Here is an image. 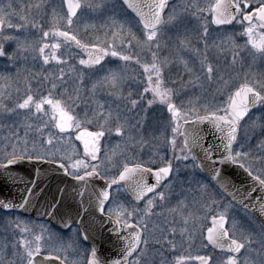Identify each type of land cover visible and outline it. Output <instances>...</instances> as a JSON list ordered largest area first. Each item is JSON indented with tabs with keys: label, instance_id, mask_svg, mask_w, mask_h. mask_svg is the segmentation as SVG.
<instances>
[{
	"label": "snow or ice",
	"instance_id": "obj_1",
	"mask_svg": "<svg viewBox=\"0 0 264 264\" xmlns=\"http://www.w3.org/2000/svg\"><path fill=\"white\" fill-rule=\"evenodd\" d=\"M66 5V11L60 15L53 9L52 23L48 31H43L44 38H52L56 43L51 45L42 43L38 46L39 54L43 55L46 48L51 47L52 56L44 55V62L48 63L49 59H55L58 63H67L61 60L60 56L55 53L62 48L66 49L68 55H72L73 47L80 49L88 54L87 59H79V64L85 66L86 69H93L95 66L103 68L102 61L105 57H117L124 61L125 64L135 62L143 68L146 76V86L143 92L139 94L138 99H132L131 93L127 99L131 108H135L138 104L145 100V94L151 93V98L146 100L145 111L152 106L159 104L166 107L170 116L171 140L170 143L175 151L177 146V137H183V142L179 147L180 155L176 156L177 160H191V166L203 170L204 163L201 162L196 150L199 149L203 153V160L207 161L211 167L210 180L216 183L221 193L231 197V202L240 204L245 210L251 207L258 210L264 215V141L259 145L260 154H254L251 150H234V144L239 143L238 135L243 124L251 120V127L255 129L259 127L264 131V116L252 120L251 113L257 107H264V76L260 78H249L247 74L237 82L231 79L225 80L222 76L219 78L221 82L220 90H227V100L222 106L209 108L204 106L203 114L195 105L185 108L183 103L178 105L175 102L176 92L173 88L167 86L165 79V71L170 63L167 57H161L160 51L167 47V42L162 39L164 29L167 25L178 23L179 13L173 8L168 9V0H99L98 3H91L90 0H63ZM11 8V4L7 5ZM40 7V5H36ZM85 8L89 10L108 9L113 14L109 17V29L111 31V42H109L108 34L101 39L96 36L94 39H84L73 31V26L80 12ZM117 8L122 9L127 15L123 19H119ZM195 9V13L203 15L205 11L211 13V20L216 25H233L239 23L243 29L241 35L246 36L247 40L244 47L251 45L253 56L264 58V0H209L205 7H201L195 0L183 6V11ZM193 13V14H195ZM10 13L5 7L0 6V39L17 40L18 48L16 52L9 55L10 59H15L22 51H29L26 42H20L17 37L3 36L5 25L8 28H22L23 25H13L9 19ZM165 16L167 18H165ZM26 20V17H21ZM35 27V25L33 24ZM94 27V26H93ZM204 34H207V24L202 25ZM135 28V30H134ZM119 41L117 43L116 41ZM230 43L233 42L232 36L228 37ZM181 41V44H186ZM207 47V45H205ZM135 49V51H134ZM3 42H0V56H5ZM143 56H150V60H144ZM237 61V56L233 55V64ZM184 65V70L193 75V69L188 67L187 61L180 60ZM201 68L205 78L209 81L213 79L216 72L215 67L207 61V57L201 61ZM64 72L61 69L59 77H53V80H62ZM78 79L81 84L84 81V72H80ZM125 76L122 70L111 69L100 80L92 84L91 91L93 94L97 89H102L106 85L116 89L124 82ZM200 77L196 76L195 80ZM58 87L57 83H51L48 94L43 95L39 92H33L31 85L28 84L24 97L18 100L14 107L8 108L3 104L5 93L0 90V109L7 112H18L23 110L25 116L24 137H20L18 132H12L10 137L5 139L15 143L6 144L0 149V170H4L6 174L12 165H16L22 161L37 160L52 165H58L65 174L70 175L75 181L81 184H87L96 178L104 181V187L96 192V207L99 212L104 213L106 204H110L107 215L114 225L119 226L114 229L120 233L121 229H129L128 235H122L124 242L121 259L115 260L112 264H129V257L138 253L137 259L131 264H142V258L146 255L148 238V220L154 213V205L157 198L161 201L166 199V193L160 191L161 187H169V184H162L168 179L170 181L173 171L171 161H168L162 167L150 168L147 163L137 161L135 159L123 158L128 145L117 144L108 151L102 152L101 139L110 135L113 131L122 139L127 131V119L121 122V116L117 112L114 114L111 110L103 111L104 105L97 103V110L92 113L89 118L88 113L84 114L81 119L74 114V105L76 100L80 99L79 89L74 90L75 96H67V99L54 98ZM123 98V97H122ZM191 104L192 102L189 101ZM45 105L51 109V115L45 110ZM34 110V111H33ZM131 110V109H129ZM44 116H49L48 120H44ZM34 120V123H28ZM93 121L98 122L97 131H88L85 125H91ZM102 121V122H100ZM115 121L114 128L111 126ZM257 121H261L257 123ZM204 122H208L213 128L219 132L221 144L219 145L203 144V137L196 132H189V128H196ZM58 129L52 131L50 129ZM71 130H75L77 135L75 141L82 142L83 152L81 153L77 145L73 141L70 134ZM30 133L36 135V139L31 141L29 147L28 136ZM46 133V135H45ZM129 141L134 137L128 136ZM248 138L247 129H245L244 137ZM11 147V151L8 148ZM241 144L240 148L243 149ZM217 149V155L213 149ZM219 165V166H217ZM235 165L243 169L249 177L252 178L256 187H252L245 193H239L238 189L231 185L230 180L224 176L226 166ZM39 174V173H37ZM155 177V183H148L147 177ZM34 184V182H33ZM115 186L116 195L113 196L112 189ZM229 187L234 190L229 191ZM260 191V195L253 199V193ZM201 190L206 194L208 185H202ZM27 195L22 196V202L17 204L12 201L0 200V209L12 210L15 208H26L32 197V188H26ZM151 193V198L148 194ZM239 193V199H238ZM128 194L131 196L130 201H121L118 199L120 195ZM145 206L140 209L137 202H144ZM247 201V203H246ZM220 201L211 199V205H219ZM50 216L56 214V204L50 205ZM210 208V205H205ZM231 203L224 205L223 210L212 215V227L207 229V241L214 249H219L225 253V257L219 261L215 260L211 255H197L194 259L199 264H264V225L261 226L259 233L245 232L239 221L235 217H231L228 209ZM187 205L181 201L175 208L169 209V212L180 215L183 221V227L180 229L182 236H187L191 241L194 230L190 225H194L196 217L193 213L185 214ZM136 223L133 224L132 221ZM9 223H15L16 229L21 232V237L16 244L13 245L14 251L12 255L16 257L19 264H51V256L41 258L42 248L47 251L56 252V259L60 260L64 257L62 264H102L97 256L95 247L91 249L89 257L86 261L68 260L67 252L73 249L72 242L67 244L60 242L54 247H48L47 242L54 239L62 240L58 234H53L48 229L41 226V232L35 234L32 229L19 221L9 220ZM64 228H73L74 233H79L84 227L83 219L77 221L74 217L61 221ZM23 225V226H22ZM177 229L170 228V232L175 236ZM45 233H48L45 236ZM32 235L29 240L26 235ZM83 239L87 240L88 235L84 233ZM159 242V241H158ZM166 243L176 249L177 244L174 239H167ZM258 245V247H254ZM207 246V245H205ZM243 250V254H242ZM242 256V258H241ZM192 257L178 256L174 264H185L186 260ZM0 264H5V252L0 250ZM7 264H15V261L8 260Z\"/></svg>",
	"mask_w": 264,
	"mask_h": 264
},
{
	"label": "rangeland",
	"instance_id": "obj_2",
	"mask_svg": "<svg viewBox=\"0 0 264 264\" xmlns=\"http://www.w3.org/2000/svg\"><path fill=\"white\" fill-rule=\"evenodd\" d=\"M91 3H98L99 0H90ZM192 0H176L170 7L179 13L178 23L167 25L164 29L162 39L167 42V47L162 48L160 56L167 57L170 61L166 71L165 79L167 86L171 87L176 92L175 102L180 105L183 103L185 108L195 105L203 114L204 106L213 108L222 106L227 100V90L221 89L220 77L225 80L231 79L237 82L243 78L245 74L249 78H260L264 76V58L253 56L251 45L244 47L247 37L241 35L243 29L239 23L230 25L229 27H215L211 23L210 13L205 11L203 15L195 13V9L183 11L185 4L191 3ZM201 7H205L209 0H195ZM11 4V8L7 5ZM40 7H36V5ZM0 6L5 7V10L10 13L9 19L13 25H23L22 28H8L5 25L3 36L17 37L20 42H26L29 46V51L20 52L15 59H10L9 55L16 52L18 48L17 40L9 39L2 40L5 56H0V90H3L5 96L3 104L8 108L14 107L15 103L24 97L27 85L30 84L33 92H39L43 95L48 94V89L51 83H57L58 87L54 90V98L67 99V96H75L74 90L79 89L80 99L76 100L74 105V114L83 119L87 112L89 118L92 113L97 110V103L103 104V111L111 110L114 114L117 112L121 116V122L126 118L129 131L126 132L122 139L113 131L110 135L106 134L101 139L102 152L108 151L117 144L128 145L123 158L135 159L137 161L149 162L146 166L153 165L155 167L164 166V160L173 159L172 179L169 181L170 186L164 187L162 191L166 193V199L161 201L157 198L154 205V213L148 220L147 238L150 246H147L146 255L142 258V264H162L155 261L161 258L156 245L163 239H174L177 245L188 242L194 244V241L203 238L204 229L207 225V217L209 214H216L223 210L224 205L230 202L223 198L221 194L215 191V188L208 184L199 175L197 168L191 166V160H177L175 157L180 155L179 147L182 144L177 137V146L175 151L170 143L172 132L170 127V116L167 109L163 105L156 104L152 108L145 111L146 100L151 98V93L145 94V100L138 104L135 108H131L126 97L131 93L132 99H138L139 94L143 92L146 86V76L143 68L135 62L125 64L124 61L117 57L108 56L107 62L103 68L86 69L85 66L79 64V59L82 57L72 49V55L69 56L66 49L62 48L56 51V55L61 57V60L67 63H58L55 59H49L48 63L44 62V55L52 56L53 50L51 47L46 48L43 55L39 54L38 46L42 43L49 45L57 41L52 38H44L43 31H48L52 23L53 9L60 15H63L65 10L62 0H0ZM119 19H123L127 14L122 9L117 8ZM195 13V14H193ZM113 13L108 9L104 10H89L85 8L79 13L78 18L73 26V31L84 39H94L99 36L105 38V33L108 34L109 42H111V31L109 29V17ZM21 17H26L22 20ZM209 17V19H208ZM165 18H167L165 16ZM35 25V27L33 26ZM207 24L208 31L204 34L202 25ZM94 26V27H93ZM135 30V28H134ZM232 36L233 42L228 41V37ZM181 41H186V44H181ZM119 43V41H116ZM207 45V47L205 46ZM135 51V49H134ZM237 56V61L233 64V55ZM211 63L216 72L211 81L205 78L201 68V61L204 57ZM187 61L188 67L192 68L193 75H189L184 70V65L180 60ZM144 60H150V56H143ZM61 69L64 72L63 79L53 80V77H59ZM122 70L125 76L124 82L119 88L113 89L107 85L102 89H97L93 94L91 91L92 84L105 76L108 70ZM84 72V81L81 84L78 79L80 72ZM199 76L197 81L195 77ZM123 97V98H122ZM189 101L192 103L190 104ZM131 109V110H129ZM45 110L51 115V109L45 105ZM264 107L257 109L251 114L252 120H257L261 115ZM34 111V110H33ZM261 112V113H260ZM25 113L23 110L18 112H7L0 109V149L6 144L15 143V140H7L12 132H18L20 137H24ZM44 120H48L49 116H44ZM34 120H29L28 123H34ZM102 122V121H100ZM261 121H257L260 123ZM252 121H247L243 124L239 134L238 147L243 144L245 151L251 150L254 154L259 155V145L264 141V135H258L259 127L253 129ZM115 126V121L111 125ZM88 131H97L98 122L93 121L91 125H85ZM247 129L248 138L245 140L244 132ZM58 131V129H50ZM74 143L83 152L82 142L75 141L77 135L75 130L70 131ZM46 135V133H45ZM128 136L134 137L129 141ZM259 137H262L259 139ZM253 138V141H250ZM33 139H36L33 137ZM32 138L28 137L29 147H31ZM241 149V148H240ZM11 151V147L8 148ZM174 181H178L174 183ZM182 182V183H181ZM174 183V184H173ZM202 185H208L207 193L201 190ZM180 194H178V193ZM116 193H113L115 196ZM179 195V197H178ZM214 198L220 201L219 205H211V199ZM121 201H130L125 195L118 197ZM183 201L187 205L185 214L193 213L196 217L193 228L194 234L191 241L187 236H182L180 229L184 226L183 221L178 214L169 212V209L175 208L179 202ZM210 205V208L205 207ZM145 203H143V207ZM142 209L141 207H139ZM231 217H235L240 223V227L245 232L259 233L261 228L256 220L245 210L231 204L228 209ZM4 218L3 224H9V220L16 221L17 216H0ZM20 222L33 223L31 221ZM1 222V221H0ZM23 226V225H22ZM28 226V225H27ZM177 229L175 236L170 232V228ZM31 240L33 237H26ZM73 249L68 255V260H80L84 258V250L77 242H73ZM47 246H49L47 244ZM258 247V245H254ZM7 250L6 248H4ZM152 249V250H151ZM243 254V253H242ZM242 258V256H241ZM8 261V260H7ZM217 261H219L217 259ZM7 264V262H5ZM19 264V262H15Z\"/></svg>",
	"mask_w": 264,
	"mask_h": 264
},
{
	"label": "water",
	"instance_id": "obj_3",
	"mask_svg": "<svg viewBox=\"0 0 264 264\" xmlns=\"http://www.w3.org/2000/svg\"><path fill=\"white\" fill-rule=\"evenodd\" d=\"M173 1L174 0H168V5ZM63 6L66 11V5L64 3ZM213 24L216 25L215 23ZM73 48L78 51L84 59L88 58V54L86 52H83L75 47ZM106 58L107 57H105V60ZM105 60L102 61V64ZM188 130L189 132H196L202 136L205 147L208 145H219V150L223 149V145L220 140L221 134L217 132V130L208 122H204L198 127L189 128ZM180 138L183 142V137ZM213 151L216 152L217 155L219 154L217 149L214 148ZM196 152L200 157L201 162L204 163L203 170L197 169L210 178L212 166L207 161L203 160V153H201L199 149H197ZM8 173H10V175L6 174L4 170H0V200L12 201L19 204L22 202V196L27 195L25 189L32 188V197L29 202V206L26 208H15L12 210L19 211L27 216L47 220L55 226L61 228H64L61 223L62 220L74 217L77 221H79L82 218L84 227L80 232V236L82 241L89 246V254L91 249L95 247L97 250V256L102 264H112L113 261L121 259L124 247V242L121 239V236L128 235L130 230L121 229L120 233H118L114 229L119 226L114 225L107 215L98 211L96 207V192L100 188L104 187V181L96 178L89 181L86 185L81 184L75 181L72 176L65 174L64 171L58 167V165H52L37 160H25L16 165H12L8 169ZM224 176L230 180L231 185H234L235 189L239 190V193H245L252 187H256L252 178L249 177L243 169L235 165L226 166ZM147 179L148 183H155L154 175L147 177ZM212 182L216 186V183L214 181ZM233 190L234 189L232 187H229V191ZM239 193L238 199L240 198ZM150 194L151 193L148 195ZM260 194L261 193L257 188V191L252 194L253 199ZM128 196L131 198L130 195ZM228 198L231 199V197ZM52 204H56L57 210L55 216H50L48 214L51 211L50 205ZM235 204L240 208H243L240 204ZM248 211L258 221L260 226L264 225V215H261L258 210H253L251 207H249ZM212 226L211 217L210 227ZM84 233H87L88 235L87 240L83 239ZM205 238L207 240V230ZM216 250L220 251L219 249ZM43 257L48 256L41 255V258ZM51 264L61 263L54 257H51Z\"/></svg>",
	"mask_w": 264,
	"mask_h": 264
},
{
	"label": "flooded vegetation",
	"instance_id": "obj_4",
	"mask_svg": "<svg viewBox=\"0 0 264 264\" xmlns=\"http://www.w3.org/2000/svg\"><path fill=\"white\" fill-rule=\"evenodd\" d=\"M210 19H211V16H210ZM259 108H261V106H257L252 111V113L257 111V109H259ZM261 112H260L261 115L264 114V110ZM259 130L260 131H258L257 134L260 136L264 135V131H262L261 129H259ZM261 138L262 137H259V139H261ZM238 139H239V135H238ZM251 141H253V138L252 139L250 138L249 142H251ZM242 150L245 151L244 149H242ZM171 179H172V175H171L170 180ZM176 182H178V181H174V183H176ZM167 183H169V180L165 181L163 184H167ZM208 184H210V183L208 182ZM163 188L164 187H161L159 190L162 191ZM178 194H180V193H178ZM151 196L152 195L148 196V198H151ZM178 197H179V195H178ZM222 197L228 200V198L225 197L224 195H222ZM143 203H146V201L137 202V206L141 207L143 209L144 208ZM109 207H111V205L106 204L105 211H104L105 214H107ZM212 215H214V214L211 213L207 217V225H206V228L204 229L203 238L202 239L200 238L199 240L194 241V244H189L188 242H182L183 244L177 245L176 249H172L166 243V239L159 241V243L156 245V248L159 250L158 253H161L160 254L161 258L159 260L155 261V263L162 262V264H174V261H175L176 257H178V256L192 257L193 258L191 260H186L185 264H199V262L194 259L197 255H211L214 257L215 260H217V259L220 260V259L224 258L225 253H222V252H219V251L213 249L205 239V232L210 225V218L212 217ZM0 216H17L22 221L26 220V221L33 222V223H26L24 221L28 225V227L32 229V232L35 234H39L41 232V226H43L44 228L48 229V231L50 233L58 234V236L60 238H62V240L54 239L52 242L46 241L45 243H46V245L47 244L49 245L48 247H54V246L58 245L60 242L67 244L68 242L73 243L75 241L78 244H80V246L84 250L83 251L84 252V254H83L84 258L82 259V261H86L88 258L90 248L86 243H84L82 241L81 236H80V232L79 233L73 232L72 229L75 228V225H72L71 228H61V227L55 226L54 224H52L48 221L35 219V218L29 217V216H25V215H23L17 211H13V210H2V209H0ZM3 219L4 218H0V221H1L0 222V250L5 252V262H7V260H13L17 263L19 261L16 259V257H14L12 255V252L14 251L13 245L17 243V241L20 239L22 234L18 229H16L15 223L3 224V222H2ZM132 223L135 224L136 221L133 220ZM47 235H48V233H45V236H47ZM26 237H32V235L29 234V235H26ZM205 245H207V246H205ZM150 246L153 249V246L151 244L150 245L148 244V248ZM4 248H6L7 250H5ZM70 253H71V250H69L67 252V256ZM41 255L42 256H51V257H54L56 259L57 253L54 251L50 253L46 249L42 248ZM137 256H138V253L131 256L129 258V264H131L132 261L136 260ZM63 259H64V257L61 256V259L58 261L62 264Z\"/></svg>",
	"mask_w": 264,
	"mask_h": 264
},
{
	"label": "trees",
	"instance_id": "obj_5",
	"mask_svg": "<svg viewBox=\"0 0 264 264\" xmlns=\"http://www.w3.org/2000/svg\"><path fill=\"white\" fill-rule=\"evenodd\" d=\"M208 19H209V17H208ZM28 137H30V138H32V139H33V137L37 138L36 135H35L34 133H30ZM237 145H238V144H237ZM237 145L235 146L234 150H237V149H238V146H237ZM239 150H242V149L239 148ZM168 161H171L172 165H174V164H173V159H171V160H167V159H165V160H164V164L167 163ZM149 167H155V166L150 165ZM199 175H200V176H203L201 173H199ZM125 196H126V195H125Z\"/></svg>",
	"mask_w": 264,
	"mask_h": 264
}]
</instances>
